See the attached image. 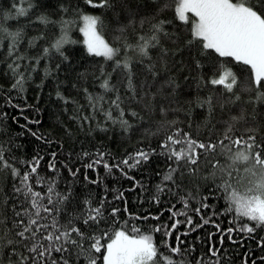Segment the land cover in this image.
I'll return each mask as SVG.
<instances>
[{
  "label": "trees",
  "instance_id": "obj_1",
  "mask_svg": "<svg viewBox=\"0 0 264 264\" xmlns=\"http://www.w3.org/2000/svg\"><path fill=\"white\" fill-rule=\"evenodd\" d=\"M32 3L35 7L27 16H18V9L28 7L25 0H0V26L8 32L20 31L18 54L35 57L43 47L63 35L61 21H71L67 26V38L71 42L64 45L68 60L61 63L59 57H54L42 61L38 66V74H33L32 79L24 85L23 92H17L11 89L13 77L7 68V64L11 62V59L7 58L9 40H0V146L10 147V154H14L17 160L30 161L33 156L43 157L38 168L40 175L58 177L59 191H66L71 186L78 203L82 204L85 198L92 199L94 203L104 199L110 202L105 205L108 212L113 206L120 207L119 220L115 226L128 229L135 226L141 230V234H151L158 250L164 255L172 256L174 262L195 264L193 258L196 257L219 261V264H264V245L259 243L260 238L264 237L262 228H257L251 236L233 231L234 242L224 238L221 243L223 234L216 230V224L222 229H235L242 223L251 226L252 222L237 217L234 211L228 213L224 194L212 195L209 191L212 181L211 178L206 180L205 177H209L212 171L210 165L202 163L198 175L186 176L178 195L168 191L161 193L157 189L158 185L163 186L162 177L167 170L165 158L158 155L161 151L158 145L176 129L190 133L195 139L207 140L209 129L215 125L211 135L214 139H219L225 132V122L231 123L233 116H243V119L235 122L233 138L253 134L258 140L264 139V101L257 99L264 89L256 90L251 84L250 69L236 64L231 58L217 57L214 53L209 59L201 61L202 69H196L195 59L199 58L196 56L197 48L194 46L190 55L186 47L191 39V24H184L176 18L175 0H128V11L119 18L111 11L86 5L84 0H32ZM164 4L168 7H163ZM61 6L68 11H62ZM41 14L47 15L54 23L45 26L37 22L36 18ZM81 15L100 16L104 22L102 34L105 41L120 49L119 59H129L134 64L137 63L138 56L131 48H127V45L135 46L140 36L149 35V24L142 26L141 20L147 19L152 23L159 20L167 22L166 30L171 39L165 38L162 46L168 49L169 53H175L167 57L168 71L163 70L159 51L152 50V63L155 64L159 75L154 80L150 73L142 71V66H137L134 69V99L126 88L127 81L116 73L112 74V83L119 89L122 97L124 119L131 125L128 130L122 128L118 122L113 124L106 121L102 113H93L89 107L84 89L94 97L103 96L101 107L109 110L108 101L115 99L116 93H105L100 88L98 78L101 77L102 67L105 72L111 73L114 62L87 53L83 35L79 31L82 26ZM129 20L133 23L129 24ZM122 27L125 28L123 34L119 31ZM41 34H44L46 39L36 41L38 47L30 48L29 41ZM173 62H182L184 70L181 72L179 68L174 67ZM21 63L27 64L29 61ZM56 63H61L60 69L54 71L51 77L45 78V70L49 67L54 69ZM213 63L216 64L215 69L211 68ZM190 64L192 67H189ZM225 68L237 76L238 83L234 92L240 96L238 101L235 96L227 93L222 85L205 86L201 81V76L207 80L213 73H219ZM185 76L188 77L187 80ZM169 78H174V85L166 84ZM41 83L42 86L38 87ZM249 88L252 90L249 91ZM57 91L65 99L58 98ZM209 97H212L214 109L211 116L206 103L200 106V102ZM111 110L113 117L119 120L120 110ZM132 112H136L137 116H131ZM84 115H94L95 118L84 122L79 118ZM173 121L174 125L171 124ZM138 149H155L157 155L153 156L151 163L146 166L125 169L128 175L133 177L132 180L127 179L117 169L109 174L102 164L93 169L85 167L86 163L97 158L99 151L109 154L105 156V162L112 164ZM86 152L90 155L84 156ZM52 153L56 154L55 157ZM53 160L58 171L50 172L48 165ZM77 169L79 171L73 176L71 172ZM85 176L89 179L85 180ZM89 180H97L98 183L92 184ZM12 183L6 173L0 177V197H3L5 202L10 199ZM121 192L124 193L123 199L116 200L115 197ZM212 192H215L214 188ZM188 194H191L192 199L189 201L187 216L192 218L194 225L200 224L202 227L191 231L193 226L184 222L172 229L173 223L177 220L186 221V216L172 217L168 209L175 205L173 211L184 210L180 196ZM157 196L159 203L153 199ZM203 197H208V200L203 202L208 203L210 207L202 209L201 214L197 215L195 209L200 207ZM125 204L127 212L124 211ZM4 208L11 213V204L4 203ZM213 213L216 215L213 216ZM145 215L159 218H133ZM209 216L212 217L213 223L203 225L201 217ZM233 220L235 222L230 223ZM157 225L167 226L166 230H170L171 234L165 236L164 231H152ZM5 232L6 229H0V237H4L0 243L5 245L0 248V264H9L10 260L11 248L7 246V239L13 237L5 235ZM177 236L184 242L179 245L181 249L192 251L183 256L179 253L173 255L163 247L164 241L170 246H177ZM209 248L219 249L218 255L210 257ZM98 264H102V257ZM158 264H163V261Z\"/></svg>",
  "mask_w": 264,
  "mask_h": 264
},
{
  "label": "snow or ice",
  "instance_id": "obj_2",
  "mask_svg": "<svg viewBox=\"0 0 264 264\" xmlns=\"http://www.w3.org/2000/svg\"><path fill=\"white\" fill-rule=\"evenodd\" d=\"M25 2L28 7L18 9V16H27L35 7L32 0H25ZM84 3L92 8L111 11L117 18L128 11V0H84ZM175 3L176 18L184 24H191V39L188 40L186 47L190 55L191 49L194 46L197 48L196 56L199 58L195 59L196 69H202L201 61L209 59L214 53L217 57L231 58L236 64L246 66L250 69L251 84L256 90L264 89V0H175ZM163 7L168 5L164 4ZM61 10L68 11L63 6ZM189 13L194 19H190ZM80 19L82 26L79 31L83 34L87 53L114 62L112 72H105L102 67L101 77L98 78L100 88L105 93H116L115 99L108 101L109 110L101 107L100 102L103 101V96L94 97L88 93L87 89H84L89 107L93 113H102L106 121H111L113 124L118 122L122 128L128 130L131 125L124 119L125 112L121 107L122 97L119 89L112 83V74L116 73L127 81L126 88L132 93L134 99L136 96L134 69L137 66H142V71L150 73L154 80L159 75L155 64L152 63V50L159 51L163 70L168 71L167 57L175 53H169L168 49L162 46L165 38L171 39L166 30L167 22L159 20L152 23L147 19L141 20L142 26L149 24V35L140 36L135 46L127 45V48H131L138 56V61L134 64L129 59H119L120 49L110 46L105 41L102 34L104 22L100 16L81 15ZM36 20L45 26L54 23L45 14H41ZM71 23V21L62 20L63 35L43 47L35 57L18 54L20 31L12 33L0 26V40H9L7 58H10L11 62L7 64V68L13 77L12 90L23 92L24 85L32 79L33 74H38V66L42 61H48L54 57H59L61 63L68 60L64 45L71 42L67 38V26ZM132 23L133 21L129 20V24ZM119 31L123 34L125 28L122 27ZM45 39L44 34L34 37L29 41V47L36 48L38 47L36 41ZM25 60L29 63L22 64L21 62ZM61 63H56L54 69L47 68L45 78L51 77L54 71H58ZM173 63L174 67L179 68L181 72L184 70L182 62ZM189 67L192 65L190 64ZM211 68L215 69L216 64L213 63ZM184 78L188 79L187 76ZM201 81L205 86L222 85L227 93L235 96L236 101L240 100V96L234 92L238 83L237 76L227 68L219 73H213V76L207 80L201 76ZM42 83L38 87H41ZM174 83V78L166 80L169 86ZM57 97L65 99L59 91H57ZM257 99L264 101V92L260 93ZM205 103L209 107L211 116L214 111L212 97L201 101L200 106ZM111 109L120 110L119 120L113 117ZM131 116L135 117L137 113L132 112ZM79 118L89 122L95 116L84 115ZM240 119H243V116H233L231 123L225 122L227 125L225 132L219 139H214L211 135L215 128L213 125L209 129L207 140L195 139L190 133L176 129L158 145L161 150L158 155L163 156L167 162V170L162 177L163 186H157L158 192L168 191L178 195L185 177L198 175L200 166L204 163L210 165L212 169L209 177H205L206 180L211 178L209 191L212 195L223 193V198L227 201V212L234 211L237 217L246 218L247 221L252 222L251 226L248 223H242L235 229L232 227L222 229L219 224H216V230L223 234L221 243L224 238L233 241V231L251 236L257 228L264 229V139L258 140L253 134L233 138L235 122ZM171 124L174 125L175 121ZM10 153V147L0 146V177L6 173L13 182L10 199L5 202L3 197H0V229H6L5 235L13 237L7 239V246L11 248L9 264H98L101 257L102 264H158L161 260L163 264H183V261L174 262L172 256L164 255L159 251L151 234H141V230L135 226L130 229L116 227L121 212L120 207L113 206L108 212L105 205L110 202L104 199L94 203L92 199L85 198L81 204L75 200L71 186L66 191H59L58 177L43 176L38 172L43 157L33 156L30 161H23L17 160L15 155ZM52 155L55 157L56 154L52 153ZM89 155L87 152L84 153V156ZM106 155L109 154L99 151L97 158L86 163L85 167L93 169L96 165L102 164L109 174L117 169L127 179L132 180L133 177L129 176L125 169L132 170L146 166L151 163L152 157L157 153L155 149L151 151L138 149L112 164L105 162ZM48 170L58 171L55 160L49 162ZM77 171L79 169L71 174L76 176ZM88 179L85 176V180ZM89 183L96 184L98 181L89 180ZM37 188L42 190L38 191ZM213 188L215 192H212ZM123 197L124 193L121 192L115 199L122 200ZM153 199L159 203L158 196ZM190 199H192L191 194L180 196V202L184 205V210L180 212L173 211L175 205L168 209L172 217L186 216V221L177 220L173 223L172 229L184 222L193 226L191 231L202 227L200 224L194 225L192 218L187 216ZM206 200L208 197H203L200 207L195 209L197 215L201 214L202 209L210 207L208 203L203 202ZM4 203L12 205L10 214L4 208ZM124 211H128L126 204ZM215 215L216 213H213V216ZM133 218L148 220L159 217L145 215ZM201 218L203 225L213 223L211 216ZM234 222L235 220L230 221V223ZM166 228L167 226L157 225L152 231H164V235L168 236L171 233ZM3 239L4 237H0V242ZM176 240L179 242L177 246H170L167 241H164L163 247L173 255L179 253L183 256L186 252L192 251V249H181L179 245L184 242L180 236H177ZM259 243L264 245V237L260 238ZM2 247L5 245L0 243V248ZM218 252L219 249H208L210 257H216ZM193 259L195 264H219V261L213 262L204 258L194 257Z\"/></svg>",
  "mask_w": 264,
  "mask_h": 264
},
{
  "label": "rangeland",
  "instance_id": "obj_3",
  "mask_svg": "<svg viewBox=\"0 0 264 264\" xmlns=\"http://www.w3.org/2000/svg\"><path fill=\"white\" fill-rule=\"evenodd\" d=\"M188 15H189L190 19H194V17H192L190 13ZM83 40H84V37H83Z\"/></svg>",
  "mask_w": 264,
  "mask_h": 264
}]
</instances>
